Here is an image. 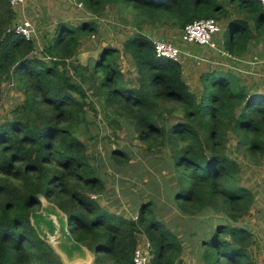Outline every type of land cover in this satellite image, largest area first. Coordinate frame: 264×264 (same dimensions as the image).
I'll use <instances>...</instances> for the list:
<instances>
[{"label":"trees","instance_id":"1","mask_svg":"<svg viewBox=\"0 0 264 264\" xmlns=\"http://www.w3.org/2000/svg\"><path fill=\"white\" fill-rule=\"evenodd\" d=\"M80 1L92 16L110 6L131 7L139 27L144 21L183 30L201 19L230 20L225 48L234 57L264 36L260 0ZM16 25L10 0H0V104L5 80L25 96L13 117L0 123V264H62L31 224L41 195L67 214L69 231L94 254L93 264H135L142 236L151 264L184 263L181 227L175 218L170 224L159 217L153 200L137 206V218L101 204L109 193L103 176L108 167L88 149L92 85L99 86L104 104L134 122L149 150H172V175L164 187L180 217L212 213L201 236L204 263L258 264L254 234L233 224L249 216L255 194L244 184L228 144L234 138L245 156L264 163V91H250L233 69L215 66L201 75L203 91L197 96L185 79L183 61L158 57L154 40L142 30L123 46L137 68L130 86L117 47L104 48L93 66L80 62L84 40L99 34L94 21L61 22L41 48L34 38L17 33ZM173 115L181 117L169 121ZM111 158L123 169L130 161L125 150L112 151Z\"/></svg>","mask_w":264,"mask_h":264},{"label":"rangeland","instance_id":"2","mask_svg":"<svg viewBox=\"0 0 264 264\" xmlns=\"http://www.w3.org/2000/svg\"><path fill=\"white\" fill-rule=\"evenodd\" d=\"M14 8L17 24L23 25L29 21L31 36L40 48L47 38H51L61 22L79 26L82 22L94 21L99 26V34L95 38L84 40L78 51L80 62L83 65L93 66L104 48L117 47L121 51L118 63L126 83L130 86H133L138 78L137 68L134 62L123 53V46L126 40L139 30L149 35L154 41L171 42L183 52L181 60L184 76L197 96H200L203 91L201 75L214 69L215 66L218 69L222 68L212 64L213 62H205L204 55L214 56L208 52V47L183 41V30L171 23L151 26L143 24L144 21H142L139 27L136 23L138 14L131 7L110 6L99 16H92L87 12L86 7L79 9L64 0H25L23 4H18ZM229 21L224 20L222 24L220 22L221 31L214 38L220 50L229 36ZM100 93L98 85L89 86V101L94 102L95 110L89 112L91 129L87 142L90 154L108 167L103 172V176L109 193L101 200V204L113 212L124 214L126 218H136L137 206L153 200L159 217L170 224L175 218L174 223L181 227L180 234L183 232L181 239L184 247L181 255L183 264H205L200 257L202 252L200 243L202 232L210 226V223L204 224V222L212 213L205 211L195 217H180L181 213L176 212L169 191L167 192L164 187L165 182H168L172 175L168 171L172 162V150L170 148L149 150L147 145L139 140L134 122L113 107L104 104ZM2 94L0 123L12 118L13 110L25 100L23 92L9 80L4 81ZM180 117L173 115L169 121L174 122ZM165 122L168 124L167 121ZM236 144V140L232 138L228 144V153L240 163L243 182L253 190L255 201L249 216L233 224L246 225L254 234L257 247L253 257L258 264H264V163L252 161ZM116 150H125L130 157L129 164L124 169L111 158L112 151ZM214 221L216 222L215 218ZM147 245L148 242L144 236L139 238V246L147 248ZM148 252V257L151 259L152 254ZM55 255L62 264H66L65 258Z\"/></svg>","mask_w":264,"mask_h":264},{"label":"water","instance_id":"3","mask_svg":"<svg viewBox=\"0 0 264 264\" xmlns=\"http://www.w3.org/2000/svg\"><path fill=\"white\" fill-rule=\"evenodd\" d=\"M39 198L41 209L33 211L30 220L40 239L49 244L55 254L65 258L66 264H93L94 254L75 241L69 231L67 214L44 196Z\"/></svg>","mask_w":264,"mask_h":264},{"label":"built area","instance_id":"4","mask_svg":"<svg viewBox=\"0 0 264 264\" xmlns=\"http://www.w3.org/2000/svg\"><path fill=\"white\" fill-rule=\"evenodd\" d=\"M66 3H70L79 9H83L85 7L84 3L80 0H64ZM11 5L14 7L18 4H23L25 0H10ZM262 6L264 8V0H260ZM31 24L29 21H26L23 25H16V32L19 34H23L28 39L33 38L31 36V31L29 28ZM221 31L220 22L215 19H201L194 21L193 23L188 24L183 29V41L187 43H196L199 45L207 46L210 48H216V44L214 41L215 36L218 32ZM155 45V53L158 57L167 58L173 61L178 62L181 60L183 52L175 46V44L164 41L157 40L154 41ZM137 218V217H136ZM149 244L147 248H143L138 246L135 255H134V263L135 264H151L149 255Z\"/></svg>","mask_w":264,"mask_h":264},{"label":"crops","instance_id":"5","mask_svg":"<svg viewBox=\"0 0 264 264\" xmlns=\"http://www.w3.org/2000/svg\"><path fill=\"white\" fill-rule=\"evenodd\" d=\"M227 39L224 41L222 50L218 48L216 42V48L208 47V52L214 56L207 57L204 55L203 60L205 62H213L212 64L222 67L227 66V69H230V71L233 69L232 71L242 79L250 91H264V36L252 41L248 50L240 57L231 56L227 52L225 48Z\"/></svg>","mask_w":264,"mask_h":264}]
</instances>
